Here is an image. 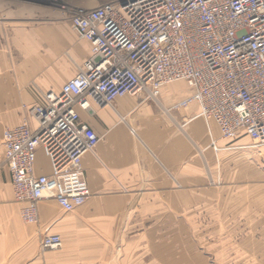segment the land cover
Segmentation results:
<instances>
[{
	"label": "crops",
	"instance_id": "1",
	"mask_svg": "<svg viewBox=\"0 0 264 264\" xmlns=\"http://www.w3.org/2000/svg\"><path fill=\"white\" fill-rule=\"evenodd\" d=\"M100 3L0 0V264H264V147L223 137L197 103L172 109L191 92L185 81L158 101L138 92L79 110L101 137L83 158L92 195L72 211L43 199L39 221L23 220L3 132L36 128L39 90L59 91L89 59L69 8ZM50 172L39 149L35 173ZM44 234L62 246L43 249Z\"/></svg>",
	"mask_w": 264,
	"mask_h": 264
},
{
	"label": "built area",
	"instance_id": "2",
	"mask_svg": "<svg viewBox=\"0 0 264 264\" xmlns=\"http://www.w3.org/2000/svg\"><path fill=\"white\" fill-rule=\"evenodd\" d=\"M69 9L91 56L59 91L39 90L41 98L29 108L36 128L25 120L3 132L4 163L25 222L39 221L43 199L66 211L89 199L83 158L101 137L79 110L127 94L158 101L164 86L185 81L191 92L172 109L197 103L223 137L246 135L251 146L264 147V0H107ZM39 149L50 161L49 174L35 173ZM61 246L59 234L41 238L43 249Z\"/></svg>",
	"mask_w": 264,
	"mask_h": 264
},
{
	"label": "rangeland",
	"instance_id": "3",
	"mask_svg": "<svg viewBox=\"0 0 264 264\" xmlns=\"http://www.w3.org/2000/svg\"><path fill=\"white\" fill-rule=\"evenodd\" d=\"M105 1H107V0H99V2H101V3L105 2ZM48 2L51 3L52 5H60V6L65 4V3L63 4L64 0H48ZM96 4H98V3H96Z\"/></svg>",
	"mask_w": 264,
	"mask_h": 264
},
{
	"label": "water",
	"instance_id": "4",
	"mask_svg": "<svg viewBox=\"0 0 264 264\" xmlns=\"http://www.w3.org/2000/svg\"><path fill=\"white\" fill-rule=\"evenodd\" d=\"M127 3V0H123V4H126Z\"/></svg>",
	"mask_w": 264,
	"mask_h": 264
}]
</instances>
